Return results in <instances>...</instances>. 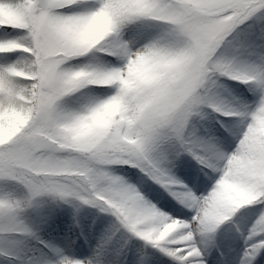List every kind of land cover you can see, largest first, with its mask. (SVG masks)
Instances as JSON below:
<instances>
[{
    "label": "snow or ice",
    "instance_id": "6c2138e0",
    "mask_svg": "<svg viewBox=\"0 0 264 264\" xmlns=\"http://www.w3.org/2000/svg\"><path fill=\"white\" fill-rule=\"evenodd\" d=\"M0 264H264V0H0Z\"/></svg>",
    "mask_w": 264,
    "mask_h": 264
}]
</instances>
